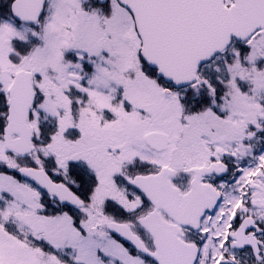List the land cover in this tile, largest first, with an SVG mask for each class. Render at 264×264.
I'll list each match as a JSON object with an SVG mask.
<instances>
[{"label": "snow or ice", "instance_id": "6c2138e0", "mask_svg": "<svg viewBox=\"0 0 264 264\" xmlns=\"http://www.w3.org/2000/svg\"><path fill=\"white\" fill-rule=\"evenodd\" d=\"M0 264H264V0H0Z\"/></svg>", "mask_w": 264, "mask_h": 264}]
</instances>
